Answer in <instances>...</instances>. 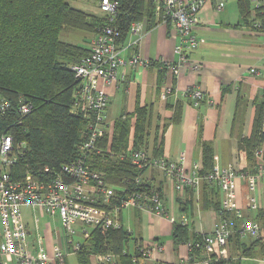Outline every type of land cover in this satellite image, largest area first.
<instances>
[{
  "label": "crops",
  "instance_id": "crops-1",
  "mask_svg": "<svg viewBox=\"0 0 264 264\" xmlns=\"http://www.w3.org/2000/svg\"><path fill=\"white\" fill-rule=\"evenodd\" d=\"M239 1L206 2L194 29L200 44L198 48L184 52V57L175 52L178 37L170 24L153 23L150 27L143 21L141 37L128 33L125 41L119 44L121 56L124 59L137 56L148 60L149 64L118 68L115 80L105 88L109 97L105 115L112 127L111 137L114 124L120 118L130 120L132 140L134 113L138 109H148L151 113L145 151L155 158L183 159L186 169L194 163L202 167L203 148L208 146L213 167L230 165L237 171L235 205L242 210L245 219L257 222L264 234V174L256 178L255 191L249 192L246 177L254 172L255 161L247 160L246 153L239 148L241 141L250 137L255 118H261L264 34L251 26L260 1L246 0L249 5L248 19L241 15ZM219 4L223 5L222 10H217ZM93 37L83 36L81 44L76 45L86 43L84 47L89 48ZM183 58L185 63L199 65V69L189 71L183 65ZM251 69L255 73H251ZM165 88L174 89L169 98L164 95ZM189 89L200 90L204 95L196 107L185 96ZM128 148H131V143ZM144 177L161 193L166 215L159 217L136 209L121 211V224L125 221L130 226L132 240L129 246L132 252L129 251V254H138V264H177L191 258L187 245L175 240L173 227L184 226L189 239L199 232L211 233L220 223V191L214 184L203 182L196 203L190 190L180 197L174 191L172 182L164 179L158 171L149 169ZM252 195L257 203L254 209L249 210L248 198ZM32 211L36 215L33 223H26L22 216L28 240L34 246L41 245L49 254H52V247L58 245L66 252L63 264H71V256L78 264L77 253L61 230L59 219L41 213L40 227L36 214L38 210ZM123 212L130 217L124 220ZM226 216L232 226L228 248L231 259L228 264H264V246L259 247L254 242L256 240L241 236L240 220L232 214ZM91 230L81 232L83 238L77 242L72 239L75 231L71 241L82 244ZM144 248H148V255L141 258L140 251ZM93 257H90L91 264H95ZM202 257L200 252L194 258ZM0 264H3L1 257ZM8 264L17 263L13 260ZM116 264H119L118 258Z\"/></svg>",
  "mask_w": 264,
  "mask_h": 264
},
{
  "label": "built area",
  "instance_id": "built-area-1",
  "mask_svg": "<svg viewBox=\"0 0 264 264\" xmlns=\"http://www.w3.org/2000/svg\"><path fill=\"white\" fill-rule=\"evenodd\" d=\"M153 8L154 21L157 25L170 24L178 37L175 52L179 55L198 48L200 42L194 35L198 24L199 13L208 0H148ZM99 12L112 20L119 8V0H99ZM258 7V6H257ZM219 4L217 10H222ZM259 20L255 26L259 29ZM143 22L130 25L129 33L141 37ZM264 34V30L261 31ZM120 32L112 25H107L93 37L90 42L89 53L79 63L70 66L79 88L76 94L82 100V117L85 125L82 132L83 140L77 146L79 156L63 164L59 172L45 179H38L26 174L21 181L13 180L10 168L16 163L22 153V145L15 146L13 137L8 134L0 135V223L1 242L0 257L3 264L15 260L17 264H63L66 252L58 245L52 247V254L41 245L34 246L28 240V231L22 219L21 209L29 207L38 210L51 218L57 217L61 230L70 240L74 252H78L80 244L71 241L75 234L74 226L108 231L121 229L120 213L124 209H136L162 217L166 215L163 198L157 189L151 187L144 191H136L130 185H123L120 194L115 193L113 185L107 183L105 176L89 165L87 159L91 154H99V143L106 138L111 139L112 127L107 122L105 111L109 97L105 88L110 86L116 78L118 68L128 66H147L149 61L134 56L124 59L118 44ZM189 71H196L199 65L185 63ZM255 73L254 69L250 70ZM172 89L167 88L170 93ZM166 97L168 95H165ZM185 96L191 100L194 107L203 100L200 90L189 89ZM14 107L3 96H0V115H5ZM33 109L30 102L19 98L16 110L21 115L29 114ZM260 131L264 135V99L260 118ZM108 151V150H107ZM255 161L254 172L246 177V188L255 191L256 178L264 174L263 145L253 151ZM118 160H128L137 170L147 172L149 169L158 171L164 179L172 182L174 191L183 197L186 191H191L198 203L200 185L203 182L214 184L221 193L220 223L208 234L199 232L196 238L185 243L191 251V258L177 264H228L229 238L232 226L228 221V214L240 220L239 232L252 240L261 237L260 225L243 217V212L235 205V180L238 176L233 166L224 168L214 166L206 173H201V165L194 163L186 169L183 159L172 161L166 158H155L143 149L119 152L115 155ZM45 171H48L47 169ZM146 179V178H145ZM126 181V180H124ZM136 178L135 185L146 182ZM254 195L248 198V209L256 206ZM129 232V231H128ZM130 233V232H129ZM141 252V258L148 255V248ZM202 252V259L194 258ZM95 264H116L117 256L113 254L93 255ZM139 257L132 258L138 262Z\"/></svg>",
  "mask_w": 264,
  "mask_h": 264
},
{
  "label": "trees",
  "instance_id": "trees-1",
  "mask_svg": "<svg viewBox=\"0 0 264 264\" xmlns=\"http://www.w3.org/2000/svg\"><path fill=\"white\" fill-rule=\"evenodd\" d=\"M73 1L76 0H0V96L14 107L0 115V135L12 136L15 146L23 144L22 153L10 168L11 177L16 181H21L26 174L38 179L51 177L63 164L79 156L77 146L83 140L85 121L79 107L82 100L76 94L78 81L70 66L88 55L89 48L62 41L61 32L71 29L92 37L103 27L112 25L120 32L118 44H122L132 23L144 21L150 27L155 23L153 6L148 0H119L112 20L103 14L74 8L70 5ZM259 1L251 26L261 32L264 30V0ZM248 6V1H239L243 18L249 12ZM258 20L259 29L255 26ZM20 97L33 105L27 115L16 110ZM150 113L148 109L136 110L132 140L131 121L120 118L114 124L110 142L104 138L99 143L101 152L87 159L89 165L102 172L107 183L114 186L116 194H120L125 184L136 191L152 187L148 181L135 185L136 178L146 180L145 172L137 170L128 160L115 158L117 153L128 150L130 143L132 150L147 148ZM260 145L264 152L260 117H256L250 137L241 141L239 148L246 153L247 160L254 161L253 151ZM212 167L210 148L205 145L201 173ZM186 234L184 226L174 225L177 242L187 243L196 238L189 239ZM131 240V234L123 227L108 231L92 229L80 244L77 263L91 264V255L109 253L117 256L119 264H138L132 261L138 254H129ZM254 242L259 247L264 246L263 232Z\"/></svg>",
  "mask_w": 264,
  "mask_h": 264
},
{
  "label": "rangeland",
  "instance_id": "rangeland-1",
  "mask_svg": "<svg viewBox=\"0 0 264 264\" xmlns=\"http://www.w3.org/2000/svg\"><path fill=\"white\" fill-rule=\"evenodd\" d=\"M98 1L97 0H76V1H73V2H70V5L74 8H77L79 10H82L84 12H87V13H92V14H101L99 12V9H98ZM83 36H91L90 34H86V33H83V32H80V31H77V30H71V29H66L64 31L61 32L60 34V39L62 41H65V42H69V43H72V44H81L82 42V37ZM81 46H87V44L85 43V45H81ZM166 89L164 90V95H168L167 98H169L173 92H174V89H172L170 91V93H167L166 92ZM30 209V208H29ZM28 207H23L21 209V213H22V216H23V219L26 223H28L29 221H31V223H33V218L36 216H34V213L32 210L29 211ZM126 211V210H125ZM31 212V213H30ZM124 213V220L127 219V217H130L127 215L126 212H123ZM36 214H37V217H38V225L41 227V219L39 218L40 217V214L41 212L40 211H36ZM47 216V215H45ZM49 217V216H48ZM125 224V225H124ZM1 223H0V232H1ZM122 226L124 227L125 230L127 231H130L129 230V227L127 225V223L124 221V223H122ZM128 228V229H127ZM132 228V227H131ZM86 230L90 231L91 228L90 227H86L85 228ZM74 230L76 231V234L73 236V241L74 242H77V241H80L83 237L81 236V227L79 225H76L74 226ZM134 236V235H133ZM33 235H31V239H32ZM0 242H1V234H0ZM131 245V244H130ZM129 251L132 252V248L131 246H129ZM70 259L72 260V263L71 264H76V259L74 256H71Z\"/></svg>",
  "mask_w": 264,
  "mask_h": 264
},
{
  "label": "bare ground",
  "instance_id": "bare-ground-1",
  "mask_svg": "<svg viewBox=\"0 0 264 264\" xmlns=\"http://www.w3.org/2000/svg\"><path fill=\"white\" fill-rule=\"evenodd\" d=\"M79 107H80V108H83V104H80Z\"/></svg>",
  "mask_w": 264,
  "mask_h": 264
}]
</instances>
